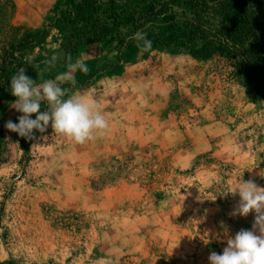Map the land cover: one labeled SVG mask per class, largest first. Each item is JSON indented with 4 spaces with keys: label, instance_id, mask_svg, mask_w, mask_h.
Instances as JSON below:
<instances>
[{
    "label": "rangeland",
    "instance_id": "374dc122",
    "mask_svg": "<svg viewBox=\"0 0 264 264\" xmlns=\"http://www.w3.org/2000/svg\"><path fill=\"white\" fill-rule=\"evenodd\" d=\"M79 1L0 0V264H209L255 221L232 214L240 198L229 192L241 179L264 187V91L241 82L231 57L165 44L172 31L161 17L124 23L126 43L68 53ZM173 9L182 24L183 7ZM137 32L150 48L137 46ZM31 36L16 69L43 73L41 83L67 70L68 54L83 59L88 73L61 86L96 99L107 134L77 144L50 126L31 140L5 127L22 113L11 89L1 92L2 55Z\"/></svg>",
    "mask_w": 264,
    "mask_h": 264
},
{
    "label": "trees",
    "instance_id": "16d2710c",
    "mask_svg": "<svg viewBox=\"0 0 264 264\" xmlns=\"http://www.w3.org/2000/svg\"><path fill=\"white\" fill-rule=\"evenodd\" d=\"M175 3L183 7L182 24L176 21ZM159 17L171 25L172 34L165 44L188 45L192 53L202 57L217 53L231 57L241 82L257 92L264 91V0H135L123 4L80 0L67 21L73 34L66 51L76 52L86 43H126L121 30L124 23L138 28ZM30 38L4 49L2 59L7 65L2 69L1 92L10 89V79L17 70L16 52L30 47L34 42Z\"/></svg>",
    "mask_w": 264,
    "mask_h": 264
},
{
    "label": "clouds",
    "instance_id": "9594fccd",
    "mask_svg": "<svg viewBox=\"0 0 264 264\" xmlns=\"http://www.w3.org/2000/svg\"><path fill=\"white\" fill-rule=\"evenodd\" d=\"M133 39L143 50L151 47V41L143 32L135 33ZM58 58L53 54L45 64L54 67ZM66 69L54 79H43L41 83L37 80L43 73H37V79L33 80L24 67L16 70L10 79V92L16 97L13 107L22 115L17 117L18 123L9 120L5 124L9 131L31 140L35 138L34 130L44 133L50 126L55 133L77 144L107 134L110 123L96 99L84 94L69 95L68 89L61 86L64 83L74 85L77 71L88 73L87 63L80 58L73 61L68 54ZM42 103L47 105V110L41 111ZM33 114L35 118H32ZM229 193L240 198L232 214L246 217L253 212L255 221L251 230L241 229L229 238L222 253L211 252L209 264H264V187L251 179H241Z\"/></svg>",
    "mask_w": 264,
    "mask_h": 264
}]
</instances>
